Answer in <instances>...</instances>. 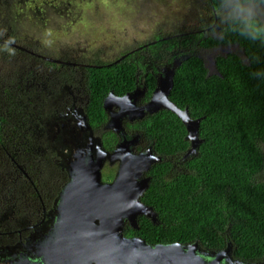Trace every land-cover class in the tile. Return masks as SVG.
<instances>
[{"label": "trees", "instance_id": "obj_1", "mask_svg": "<svg viewBox=\"0 0 264 264\" xmlns=\"http://www.w3.org/2000/svg\"><path fill=\"white\" fill-rule=\"evenodd\" d=\"M205 1L207 15L216 12L219 16V8L233 2ZM195 30L179 28L168 35H156L151 40L156 42L149 44L152 50L162 51L158 54L172 53L173 57L179 56L180 50H190L176 69L170 98L178 107H188L192 118H200L202 142L197 154L183 160L191 143L176 113L162 109L135 122L134 127L144 132L163 157L149 170L151 181L142 197L153 206L160 224L141 217L143 225L137 233L150 243L188 244L198 240L210 250L223 249L231 242L234 258L263 260L264 76L254 73L264 72V45L226 31L223 25L209 35ZM219 44L239 49L212 56L211 70L197 49ZM137 73L129 59L89 70L87 116L92 124L105 123L104 97L111 91L120 95L133 89ZM147 84L150 95L156 87V77L150 72ZM10 99H17V105L22 106L24 97ZM104 139L109 149L114 148L115 133ZM0 141L1 147L9 144L3 131ZM33 152L31 158L40 157Z\"/></svg>", "mask_w": 264, "mask_h": 264}, {"label": "flooded vegetation", "instance_id": "obj_2", "mask_svg": "<svg viewBox=\"0 0 264 264\" xmlns=\"http://www.w3.org/2000/svg\"><path fill=\"white\" fill-rule=\"evenodd\" d=\"M29 1L31 4L34 3V0H0V16H5L2 10L5 5L8 6L7 14H10L11 3L13 11H16L19 5V10L15 13L17 16L21 6L22 12L25 11L26 5L29 7ZM36 1L39 5L41 1H47L53 9H56L54 6L58 5L59 12L63 6V0ZM81 1L84 3L87 0L78 2L68 0L66 6ZM230 2L228 1L227 4ZM226 5L219 8L221 16H228L231 11L226 15L221 13ZM37 12L40 13L39 10ZM208 16L207 18L205 14H201L202 24L194 32L209 35L214 29L221 27L219 15L216 12ZM214 35L218 34L214 33ZM155 42L149 41L137 47L125 49L118 57L110 61L90 56L85 60L76 56L77 51L74 50L73 45L68 46V50H62L67 47H60L55 50L56 53H51L45 48L42 49L40 45L34 46L29 41L20 44L11 32L0 31V131H4V128L6 135H9L8 138L5 137L6 141L9 140V144H3V146L12 147V151H8V158L4 161L7 168L4 175L7 184L5 189H0V264H16L21 258L36 257L39 241L48 234L54 224L57 201L62 188L70 180V168L76 152L86 150L88 153L92 151L95 155L96 145H100L111 154L117 144L123 140L130 141V148L134 155L144 153L148 148L153 147L144 132L134 127L135 122L150 113L141 119L123 117V128L119 133L108 127L110 115L106 110L108 119L104 124L96 126L89 121L87 110L91 92L87 75L92 68L129 59L132 64L135 63L138 71L135 87L123 94L114 95L119 99L131 97V101L135 100L137 106H144L152 96L148 94V73L156 77L157 84L158 78L164 74V69L171 65L175 58H184L182 54L190 51L189 49L180 50V55L176 57H173L172 53L158 54L162 51L156 48L152 50L149 46ZM12 48L16 52V57L11 51ZM238 49V46L219 44L211 48L198 47L197 50L206 59L207 51L215 56ZM209 58L210 63L207 62V64L212 66L214 61L212 57ZM130 93L131 95L127 96ZM109 94L104 97V100ZM16 97H24L22 106L17 105ZM127 103L128 101L125 102ZM19 106L21 114L16 113L18 117L14 118L13 115ZM8 108H12L10 109L12 113H9ZM119 110V106L113 105V111ZM15 127L19 129L18 132ZM111 132L116 134L117 142L114 148L109 149L104 142V137ZM0 144H2L1 141ZM35 146L43 150L41 155L45 154L40 155L39 158H35L36 156L31 158V150ZM52 161L54 163H51ZM119 165L120 160L111 163L110 156L106 159L102 169V183H112L115 180ZM51 167L54 169L53 172ZM106 167L112 170L105 174L107 178L103 173ZM146 177H149L151 181V175L148 172L142 174L141 178ZM142 197L141 201L144 202ZM141 217L148 218L155 225L160 224L159 217L153 222L151 217L140 214L136 228L128 222L125 225L127 237L140 236L137 231H140L143 225ZM232 264H264V259L243 260L234 258L232 255Z\"/></svg>", "mask_w": 264, "mask_h": 264}, {"label": "water", "instance_id": "obj_3", "mask_svg": "<svg viewBox=\"0 0 264 264\" xmlns=\"http://www.w3.org/2000/svg\"><path fill=\"white\" fill-rule=\"evenodd\" d=\"M182 59L175 58L164 69L144 106H137L131 97L119 99L113 91L103 106L110 115L108 127L118 133L123 128V117L141 119L162 109L173 111L188 131L191 147L183 155L186 160L197 154L202 139L200 118H192L188 107L182 109L170 98L174 75ZM113 105L120 110L113 111ZM130 147V141L123 140L111 154L100 145H96L95 155L86 150L76 152L70 180L57 201L52 228L39 241L36 257L21 258L16 264H232L231 242L223 249L210 250L198 240L188 244L149 243L141 236L125 235L127 222L136 228L140 214L151 217L153 222L157 220L154 208L141 201L150 184L149 177H141L154 163L163 160L153 147L139 155H134ZM109 156L111 163L120 160V165L115 180L102 183V169Z\"/></svg>", "mask_w": 264, "mask_h": 264}, {"label": "rangeland", "instance_id": "obj_4", "mask_svg": "<svg viewBox=\"0 0 264 264\" xmlns=\"http://www.w3.org/2000/svg\"><path fill=\"white\" fill-rule=\"evenodd\" d=\"M66 1H62L61 12L58 11V5L53 9L47 1H41L40 5L36 0L33 4L29 1V7L26 5L22 12L21 6L17 16L15 13L19 10V5L13 11V4H10L11 15L7 14L8 6L5 5L2 10L6 17L0 16V31L11 32L20 44L29 41L51 53L60 47H67L62 50H68V46L73 45L78 58L86 60L90 56L110 61L123 50L147 43L156 35H168L178 28L199 29L202 24L201 14L209 17L205 0H87L70 6H66ZM232 3H228L221 13L226 15L231 10ZM11 51L16 57L14 48ZM205 55H208L206 59L210 63L209 57L214 54L207 51ZM17 113L21 114L20 106ZM3 130L4 137L8 138L9 135H6L4 128ZM32 150L38 155L43 151L37 146ZM8 151H12L11 146L1 147L0 144V189H5L7 184L4 161L8 158ZM107 168L103 171L105 178L106 173L112 172ZM179 169L177 170L181 171ZM53 170L51 167L52 172Z\"/></svg>", "mask_w": 264, "mask_h": 264}, {"label": "clouds", "instance_id": "obj_5", "mask_svg": "<svg viewBox=\"0 0 264 264\" xmlns=\"http://www.w3.org/2000/svg\"><path fill=\"white\" fill-rule=\"evenodd\" d=\"M226 31L264 45V0H233L228 16H219ZM264 76V72L254 73Z\"/></svg>", "mask_w": 264, "mask_h": 264}]
</instances>
